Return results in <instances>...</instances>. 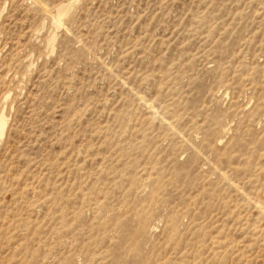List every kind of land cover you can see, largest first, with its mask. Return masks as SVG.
I'll return each mask as SVG.
<instances>
[{
    "label": "rangeland",
    "instance_id": "rangeland-1",
    "mask_svg": "<svg viewBox=\"0 0 264 264\" xmlns=\"http://www.w3.org/2000/svg\"><path fill=\"white\" fill-rule=\"evenodd\" d=\"M0 264H264V0H0Z\"/></svg>",
    "mask_w": 264,
    "mask_h": 264
}]
</instances>
